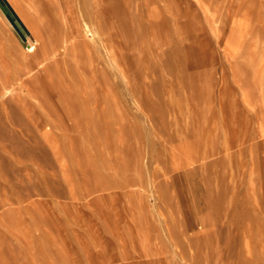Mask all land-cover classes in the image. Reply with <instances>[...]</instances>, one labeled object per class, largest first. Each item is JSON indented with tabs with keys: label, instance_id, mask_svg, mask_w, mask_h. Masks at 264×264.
<instances>
[{
	"label": "rangeland",
	"instance_id": "obj_1",
	"mask_svg": "<svg viewBox=\"0 0 264 264\" xmlns=\"http://www.w3.org/2000/svg\"><path fill=\"white\" fill-rule=\"evenodd\" d=\"M0 264H264V0H0Z\"/></svg>",
	"mask_w": 264,
	"mask_h": 264
},
{
	"label": "bare ground",
	"instance_id": "obj_2",
	"mask_svg": "<svg viewBox=\"0 0 264 264\" xmlns=\"http://www.w3.org/2000/svg\"><path fill=\"white\" fill-rule=\"evenodd\" d=\"M57 52H58V49L57 48H54L53 50H52V52H51V57H56V55H57ZM60 54H58V56H59ZM53 59V58H52Z\"/></svg>",
	"mask_w": 264,
	"mask_h": 264
}]
</instances>
